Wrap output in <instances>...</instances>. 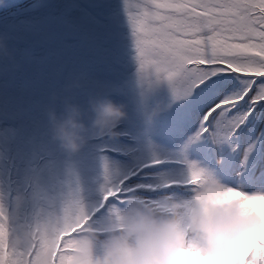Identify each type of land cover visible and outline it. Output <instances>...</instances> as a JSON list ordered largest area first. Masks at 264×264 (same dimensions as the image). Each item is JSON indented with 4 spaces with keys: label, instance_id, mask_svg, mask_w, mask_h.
I'll use <instances>...</instances> for the list:
<instances>
[{
    "label": "rangeland",
    "instance_id": "1",
    "mask_svg": "<svg viewBox=\"0 0 264 264\" xmlns=\"http://www.w3.org/2000/svg\"><path fill=\"white\" fill-rule=\"evenodd\" d=\"M99 3H104L97 6L100 11L87 6ZM115 19L125 30L117 33ZM0 34H8L14 53L11 60H0V142L9 146L0 147V170L4 175L6 169L10 172L0 180V199L17 222L34 224L48 214H60L65 195L78 189L82 201L94 210V223L103 225L113 204L124 206L117 198L101 206L105 165L128 177L125 186L134 189L132 195L160 199L176 193L137 186L178 176L184 153L205 166L224 165L238 177L264 185V120L258 117L225 143L207 134L189 143L201 124L180 118L183 102L172 103L166 79L141 71L124 0H2ZM128 50L135 55L133 64ZM71 73H83L88 80L78 93L82 103L90 96L107 97L127 112L118 136L92 138L77 153H68L52 137L45 113L50 93ZM169 103L170 108L149 116L158 104ZM21 141L26 145L17 147ZM154 159L161 163L152 165Z\"/></svg>",
    "mask_w": 264,
    "mask_h": 264
},
{
    "label": "snow or ice",
    "instance_id": "2",
    "mask_svg": "<svg viewBox=\"0 0 264 264\" xmlns=\"http://www.w3.org/2000/svg\"><path fill=\"white\" fill-rule=\"evenodd\" d=\"M124 4L141 71L166 79L176 100L183 102L180 118L201 124L189 143L205 134L225 143L258 117L264 120V0H124ZM182 163L181 173L168 179L172 183L137 187L188 195L192 185L186 182V170L193 163L204 164L187 153ZM206 170L234 186H264L238 177L224 165ZM108 176L105 165V180ZM127 180L120 177L113 198L132 195ZM80 204L79 190L70 189L60 214L21 224L0 199V264H72L74 238L83 231L85 220L83 215L73 218Z\"/></svg>",
    "mask_w": 264,
    "mask_h": 264
},
{
    "label": "clouds",
    "instance_id": "3",
    "mask_svg": "<svg viewBox=\"0 0 264 264\" xmlns=\"http://www.w3.org/2000/svg\"><path fill=\"white\" fill-rule=\"evenodd\" d=\"M9 39L0 34V60L14 56ZM87 85L85 74L71 73L50 93L45 108L52 137L68 153L79 152L92 138L118 136L127 116L123 104L107 97L90 96L82 103L78 93ZM172 103L158 104L149 116ZM121 176L109 169L101 186L105 203L116 196L113 189ZM186 182L192 185L188 195L119 198L124 206L113 204L99 226L81 199L73 218L83 215L85 220L74 238L72 264H264V186L227 184L197 163L186 170Z\"/></svg>",
    "mask_w": 264,
    "mask_h": 264
},
{
    "label": "bare ground",
    "instance_id": "4",
    "mask_svg": "<svg viewBox=\"0 0 264 264\" xmlns=\"http://www.w3.org/2000/svg\"><path fill=\"white\" fill-rule=\"evenodd\" d=\"M32 3L36 0H30ZM39 1V0H37ZM60 1V0H57V2ZM55 2H51L50 4V7L51 5H53ZM104 3H99V4H87L88 8L91 9L92 11L96 12V11H100L102 7L100 8H97V6H103ZM49 6H46V8H50ZM112 25L114 27V29L117 31V33H119L120 31H123L124 29V25L117 19H115L114 21H112ZM125 30V29H124ZM127 54L129 55V64H133L134 61H135V55L132 53V50H128Z\"/></svg>",
    "mask_w": 264,
    "mask_h": 264
},
{
    "label": "trees",
    "instance_id": "5",
    "mask_svg": "<svg viewBox=\"0 0 264 264\" xmlns=\"http://www.w3.org/2000/svg\"><path fill=\"white\" fill-rule=\"evenodd\" d=\"M104 91H105V89L102 91V93H103ZM14 92H15V95H17V91L14 90ZM102 93H101V94H102ZM9 95H10V94H9ZM7 96H8V95H7ZM8 103H9V102H8ZM2 105H4V99L2 100ZM1 107H2V106H1ZM12 127H13V126H12ZM1 131H2V130H1ZM33 133H34V132H33ZM29 137H30V136H29ZM29 137H28V139H30ZM26 138H27V137H26ZM26 138H25V139H26ZM25 141H26V140H25ZM25 141H21V142L18 144L17 147H19V145H21V147H22L23 144L26 145ZM27 142H30V141H27ZM1 144H2V143L0 142V147H2V146L5 147V148L9 147V146H6V144H5V146H4V145L1 146ZM19 151H20V149H19ZM6 152H8L7 149H6ZM7 171H8V173L6 172V174L4 175L5 172H3L2 169L0 170V175H1V176L3 175V176L0 178V180L2 179V181H3V178H5L7 174L9 175L10 172H9V170H7ZM5 189H7L6 186H5ZM9 211H10V210H9Z\"/></svg>",
    "mask_w": 264,
    "mask_h": 264
},
{
    "label": "flooded vegetation",
    "instance_id": "6",
    "mask_svg": "<svg viewBox=\"0 0 264 264\" xmlns=\"http://www.w3.org/2000/svg\"><path fill=\"white\" fill-rule=\"evenodd\" d=\"M3 97H5L4 94H3Z\"/></svg>",
    "mask_w": 264,
    "mask_h": 264
}]
</instances>
